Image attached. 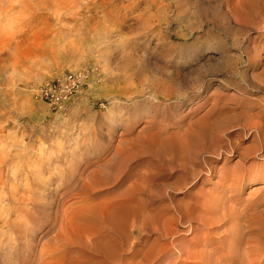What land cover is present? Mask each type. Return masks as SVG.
<instances>
[{"label":"rangeland","instance_id":"rangeland-1","mask_svg":"<svg viewBox=\"0 0 264 264\" xmlns=\"http://www.w3.org/2000/svg\"><path fill=\"white\" fill-rule=\"evenodd\" d=\"M240 11L236 0H0V264H140L152 240L140 222L130 243L113 251L96 240L98 221L83 218L86 208L99 211L128 185L101 182L119 168L117 152L128 142L141 148L165 114L173 116L169 129L184 133L213 107L245 124L233 138L238 150L213 165L245 168L233 212L244 233H261L255 245L264 252V142L259 147L252 126L264 132V91L250 86L263 77L264 51L252 67L242 52L253 44L246 38L258 45L264 38L240 34L232 20ZM81 68L86 85L61 108L32 95L41 79ZM250 146L254 153L239 158ZM218 182L217 175L201 179L191 190ZM175 230L194 236L181 225ZM215 230V245L225 244L227 234L218 243Z\"/></svg>","mask_w":264,"mask_h":264},{"label":"bare ground","instance_id":"bare-ground-1","mask_svg":"<svg viewBox=\"0 0 264 264\" xmlns=\"http://www.w3.org/2000/svg\"><path fill=\"white\" fill-rule=\"evenodd\" d=\"M226 1L224 0L225 3ZM236 1L242 9L241 19L232 20L240 34L245 36L252 30L256 33V37L264 38L262 33L264 2L259 0ZM246 42L253 43L250 47L242 48L246 57V65L249 67L258 65L261 60L260 53L264 51V42L258 45L253 39L248 40V38ZM260 73L263 76L260 83L255 84L250 81V86L251 88L261 87L264 91V67ZM238 77L243 79L242 73L238 72ZM198 96L197 94L195 98ZM211 109L196 116L194 120L188 121L189 124L184 133H178V129L176 130L178 127L175 130L169 129L172 126L169 121L173 119V116L165 114L159 123L162 127L158 131L153 129L155 132L152 129L153 132L149 130L152 133L147 132L149 136L146 138L147 135H145L147 141L141 148L137 143L136 145L132 143V145L131 142L134 141H131L128 142L129 146L117 152L119 168L105 174L101 182L103 184L114 183L112 187H121L129 182L128 185L126 184L125 189L103 200L99 211L96 208L97 205L91 206L86 208V215L81 216V218L98 221L95 232L96 240L104 239L110 243L112 248L111 246L109 248L113 251L117 247L124 249L130 243L129 237L132 233L137 232L139 224L135 225L136 222H140L143 227L140 229L147 231V235L144 234L146 241L152 237L146 251L141 254L140 264H264V252L258 253L259 248L255 245L256 242H261L259 240L261 233L259 234L258 231L257 233H244V228L237 227L238 218L233 212V205L236 201L233 197L238 194L246 180L245 168L236 162L229 168H224V166L216 168L213 165L220 157L225 156L224 154L238 150L235 142L237 139L234 141L233 138H239L243 134L245 124H240L236 120L231 121L229 116ZM259 112H264V102ZM252 126L258 133L256 134L260 140L259 147H262L264 142V132H261L260 127L262 125L255 123ZM251 146L255 147L253 144ZM251 146L242 149L238 157L244 160L251 152L254 153ZM256 149L258 150V147ZM130 160L133 161L128 165ZM140 160L145 164L143 170L136 169V166L140 165ZM134 162L136 163L132 166ZM216 175L219 182L214 186L215 189L202 190L201 187H197L196 191L191 190L201 179L209 181ZM180 192L183 194L182 198L175 197L174 199L175 193ZM249 201V204L252 203V200ZM259 218L261 219V216ZM227 222L230 224L228 225ZM177 225L187 228V232L194 233L193 238L185 239L182 229V231L175 230ZM254 226L256 227V224ZM213 229L221 235L217 239L218 243L227 234L226 239L224 238L225 244L215 245L209 236V231ZM262 229L259 228V232ZM261 243L260 246L264 245ZM242 244H246V247L241 248ZM104 259L106 260V256Z\"/></svg>","mask_w":264,"mask_h":264},{"label":"built area","instance_id":"built-area-1","mask_svg":"<svg viewBox=\"0 0 264 264\" xmlns=\"http://www.w3.org/2000/svg\"><path fill=\"white\" fill-rule=\"evenodd\" d=\"M88 71L84 68L66 70L60 74L41 79L32 88L34 98L51 109H59L70 102L84 88Z\"/></svg>","mask_w":264,"mask_h":264}]
</instances>
